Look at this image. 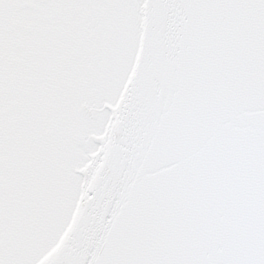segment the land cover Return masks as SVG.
<instances>
[{
	"label": "snow or ice",
	"instance_id": "6c2138e0",
	"mask_svg": "<svg viewBox=\"0 0 264 264\" xmlns=\"http://www.w3.org/2000/svg\"><path fill=\"white\" fill-rule=\"evenodd\" d=\"M0 264H264V0H0Z\"/></svg>",
	"mask_w": 264,
	"mask_h": 264
}]
</instances>
